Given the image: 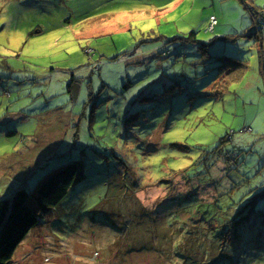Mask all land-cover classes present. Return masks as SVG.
Returning <instances> with one entry per match:
<instances>
[{
  "label": "rangeland",
  "instance_id": "rangeland-1",
  "mask_svg": "<svg viewBox=\"0 0 264 264\" xmlns=\"http://www.w3.org/2000/svg\"><path fill=\"white\" fill-rule=\"evenodd\" d=\"M255 9L264 0H0V200L69 162L83 174L10 264H264V209L242 241L215 221L204 243L211 225L196 213L182 232L171 222L187 205L170 206L197 185L217 198L214 181L180 172L202 170L227 135L241 163L213 176L247 179V192L264 182V36H242ZM225 57L248 68L216 97Z\"/></svg>",
  "mask_w": 264,
  "mask_h": 264
},
{
  "label": "trees",
  "instance_id": "trees-1",
  "mask_svg": "<svg viewBox=\"0 0 264 264\" xmlns=\"http://www.w3.org/2000/svg\"><path fill=\"white\" fill-rule=\"evenodd\" d=\"M251 16V25L246 29L244 35L242 36L247 38L256 37L261 46L264 33L255 30V26L264 23V13L254 11ZM195 35V32L191 33L193 38ZM194 42L198 41L194 39ZM199 46L204 51L208 44L201 43ZM262 59L264 64L263 56ZM217 68V78L213 86V95L220 97L223 92L228 90L231 83H238L243 79L248 68V60H240L235 57H225L222 59V62L217 66ZM228 137V135L224 137L220 145L214 150L201 155L202 158L197 161L196 165L201 162L202 170H199L194 174L190 173L189 170L180 172L183 179L188 182L189 185L194 181H197L199 184H207L209 181H214V190L219 193L217 198L212 203H205L204 201L199 200L197 198V194L194 193L198 186L197 185L187 196L180 195L175 198V203L172 202V205H170L172 208H177L178 202H180L181 205L179 207L187 205L186 211L181 213L183 217H180L181 214H179V216L174 218L175 215H173L171 222H178L180 227H183L182 232L185 229L187 230L186 226L189 225L190 221L195 220L194 214L196 215L197 213L199 214L198 218L202 220V223L207 222L211 225V223L217 221L219 224L225 223L229 225L233 234V242L239 240L242 241L246 230H248L246 224L249 223L253 227L256 225L251 216L260 213L262 209H264V205L260 203L261 199H264V187L260 188V186H264V182H259V184L256 183V187L247 192L241 190V186L243 184H248L247 179H241L238 177H236V180H232L231 177H228L229 179H227L228 174H224L219 180H217L213 176V171L219 163H222L224 166L233 164L235 167H238V164L241 163V159L239 157L236 155L233 156L232 152L223 148L222 145L225 142L230 141ZM232 170L234 171V167ZM238 173L237 175L241 177L244 175L243 173ZM81 180H83V174L81 172L80 162L73 161L65 165L58 166L47 172L38 182H36L32 192L28 193L24 189H20L17 190L11 198L0 200V264H10L12 262L15 251L30 231L39 223L40 216L45 214L48 215L52 210L57 209V207L66 199L71 189ZM249 182H251V179ZM237 193L239 197L235 198V201L241 203L232 204L238 205L237 209L234 211L235 215H237L234 217L233 213L231 217L226 218V214L232 211L231 204L229 203V205H227L229 198H234ZM225 194L228 201L223 198ZM249 197H251V199L246 200V198ZM225 201H227V203ZM185 202H187V204ZM249 202L250 208L247 207V203ZM258 202L260 207L257 209ZM255 203L256 209L253 207ZM171 223L168 225L169 228H172ZM252 226H250V232L254 231ZM213 228L214 227L212 225H205L202 229L198 228V232L200 233L199 238L202 239V241L204 240V243H206L205 240L207 232ZM191 238H193V236ZM192 240H195V238ZM208 242L212 244H210L212 247L216 246L215 242ZM191 243L192 245L195 244L194 241H191ZM207 248H210L209 245ZM216 250L217 249L213 247L209 254H214ZM220 251L221 250L218 248L217 252ZM186 254H179L181 256V261L193 260L196 258L199 259L201 256L195 255L189 259V256H185Z\"/></svg>",
  "mask_w": 264,
  "mask_h": 264
},
{
  "label": "built area",
  "instance_id": "built-area-1",
  "mask_svg": "<svg viewBox=\"0 0 264 264\" xmlns=\"http://www.w3.org/2000/svg\"><path fill=\"white\" fill-rule=\"evenodd\" d=\"M216 24V19L214 17L210 18L209 30H213V26ZM255 30L261 31L264 33V23L258 24L255 26Z\"/></svg>",
  "mask_w": 264,
  "mask_h": 264
},
{
  "label": "crops",
  "instance_id": "crops-1",
  "mask_svg": "<svg viewBox=\"0 0 264 264\" xmlns=\"http://www.w3.org/2000/svg\"><path fill=\"white\" fill-rule=\"evenodd\" d=\"M255 11H260V10H255ZM250 17L252 18L251 15H250ZM251 18H250V19H251ZM251 20H252V19H251ZM250 25H251V24H249V22H248V24L244 26L245 28L243 27L244 29H243V28H242V29H243V30H246L248 27H250ZM261 51H262V48H261ZM262 52H263V51H262ZM248 62H249V61H248ZM243 78H244V77H243ZM263 87H264V86H263ZM263 91H264V90H263Z\"/></svg>",
  "mask_w": 264,
  "mask_h": 264
}]
</instances>
